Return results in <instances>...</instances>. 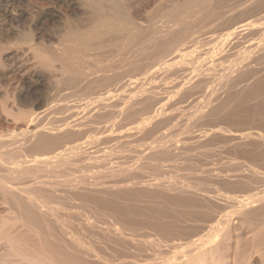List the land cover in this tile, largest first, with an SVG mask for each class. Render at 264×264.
Here are the masks:
<instances>
[{"label": "bare ground", "instance_id": "1", "mask_svg": "<svg viewBox=\"0 0 264 264\" xmlns=\"http://www.w3.org/2000/svg\"><path fill=\"white\" fill-rule=\"evenodd\" d=\"M42 1L0 0V264H220L235 218L254 230L249 249L264 263L263 131L221 123L202 131L208 139L226 135L219 142L230 137L245 160L235 157L225 174L209 163L203 177L244 189L239 194L190 181L164 186L150 182L153 173L148 182L141 158L129 162L117 150L152 135L143 145L153 168L176 167L172 125L193 113L186 101L207 102V110H194L199 119L181 118L196 119L186 132L203 120L200 112L217 118L235 102L262 104L264 0H56L71 13L62 12L70 26L55 45L43 32L55 6ZM215 18L226 21L221 34L208 30ZM214 84L225 87V98ZM256 106L245 111L261 118ZM193 131L181 137L184 146L211 145L213 137L207 143ZM137 209L146 212L141 220ZM138 223L150 229L130 227Z\"/></svg>", "mask_w": 264, "mask_h": 264}, {"label": "rangeland", "instance_id": "2", "mask_svg": "<svg viewBox=\"0 0 264 264\" xmlns=\"http://www.w3.org/2000/svg\"><path fill=\"white\" fill-rule=\"evenodd\" d=\"M43 3L45 2H47V5L45 6L46 8H47V10L48 9H51V8H53L54 6H55V8H54V13H56V14H54V16L52 17L51 16V19H49L50 17H48L49 15H47V14H45L44 15V18H43V32H44V34H45V37H44V40L47 42V43H49L50 42V44H51V42H52V44H56V43H58V41H59V38H60V36L62 35V33L64 32L63 30H65V29H67L70 25H69V23L68 24H66V22H68L67 21V19L64 17V14L63 13H65L64 11H66V12H68V13H71L70 12V8H67V6L68 5H65V4H63V3H60V2H57L56 0H43L42 1ZM49 2V3H48ZM44 3V4H45ZM50 3L51 4H53V5H51V6H53V7H49L48 5H50ZM63 4V5H62ZM65 5V6H64ZM58 6V7H57ZM56 7H57V9H56ZM60 8V9H59ZM62 9H65V10H62ZM46 10V9H45ZM57 12H59V14H57ZM63 12V13H62ZM130 12H132V14H134V16H136V18L138 19V20H141L142 22H144V23H146L145 22V20L144 19H142L140 16H138V15H136L135 13H133V11H130ZM62 13V14H61ZM231 13V12H230ZM230 13L228 14V15H230ZM232 14V13H231ZM236 14H239V11L237 12V11H234V16L236 15ZM60 15V16H59ZM47 16V20L45 19V17ZM63 16V17H62ZM233 16V15H232ZM59 17V18H58ZM61 17V18H60ZM242 17H244L243 15L242 16H238V17H236V19H234V20H239V19H241ZM53 18V19H52ZM56 18V19H55ZM252 18H256V17H252ZM218 19V20H217ZM215 18V22H214V19H211V21H208V22H211L210 23V25H212V26H210L211 28H213V26L214 25H216V26H214V28L213 29H211V28H209L208 30H210L211 32H215V31H217V32H215V34L217 33V34H219V32H220V34H221V32L223 33L224 31H225V28H226V21H224V19L223 18H221L220 19V21H219V18ZM213 20V21H212ZM51 21V22H50ZM75 21V23L77 24H75V23H73ZM84 21H81V23L78 21L77 22V20H72V23H71V25L73 24L74 26L76 25V26H81L82 24H86L87 22L85 21L84 23H83ZM219 23V24H218ZM224 23V24H223ZM79 24V25H78ZM222 24V25H221ZM69 25V26H68ZM220 25V26H219ZM223 26H224V29H223ZM222 27V28H221ZM217 30H216V29ZM219 28V29H218ZM222 29V30H221ZM213 30H215V31H213ZM220 30V31H219ZM227 64V63H226ZM218 70L219 69H221L220 68V66L217 68ZM221 71H219V73H220ZM253 79V78H252ZM251 80V79H250ZM249 80V82H251ZM254 82V79H253V81L251 82V83H253ZM219 83V82H218ZM217 83V84H218ZM216 84V85H217ZM245 84V83H244ZM243 84V85H244ZM215 85V84H214ZM214 86L215 88H213L215 91L213 92L214 94L215 93H217L218 94V96L220 95V97H221V95H222V98L224 97H226L225 95H227L226 93H224L225 91V87L223 88V87H221V85L219 86L218 85V87L217 86ZM242 84H240V85H238V86H236V87H234L235 89H237V87H238V89H237V91H240L241 89H243V86ZM219 89L220 87V89L218 90L217 88ZM222 88H223V90H222ZM234 89V90H235ZM216 90H217V92H216ZM208 91V90H207ZM209 91L211 92V91H213L212 90V88L211 89H209ZM223 91V92H222ZM219 92V93H218ZM222 93V94H221ZM224 93V94H223ZM210 94V93H209ZM212 94V93H211ZM210 94V95H211ZM216 94V95H217ZM224 95V96H223ZM201 99V98H200ZM200 99H198L199 100V102H201L200 103V105L203 107V108H205L206 106H207V102H206V100H205V98L203 99L206 103H204L203 101H202V99H201V101H200ZM197 100H192V99H189L188 101H186V102H188V103H186V104H184V105H188L187 107H189V109L186 107V106H183V108H185L184 110H182V111H186V112H193L194 113V115H192L193 113H191V115H190V112H189V115L190 116H188L187 114H185L186 116H188V118L189 117H193V116H195V114H196V116H197V118H198V116L200 115V114H198V113H196L197 111L199 112L200 110L199 109H202V107L199 105V104H196V103H198V102H196ZM252 101H254V100H252ZM251 101V102H252ZM194 102H196L195 104H194ZM241 101H239L238 103L237 102H235L233 105H238V106H234L232 109H231V107L229 108V109H225V110H223L222 112H221V114L219 113V115H218V119L220 118L221 120H222V118H223V120L221 121V120H218V122H217V118H216V116L215 115H213V117L211 116V114H210V116L212 117H210L209 118V114L207 113V115H206V110H204L203 109V113H205V114H202V112H200L201 113V116L202 115H204V117L205 116H208V118H209V120H208V118L207 117H203V120H201V118H200V120H198L197 119V123H195L196 121V119L194 120V119H191V121H189V123L191 124V125H193V123H192V121H195L194 123H195V126H193V130L195 131H193L192 129H190V131H187L188 133H190L191 131H193V133L194 134H197L196 132H198V130H196V129H200V133L202 134V135H204V138L205 137H207L204 133H205V131L202 133V131L205 129H209V128H211L212 126V129L214 128V129H216V127H217V129L218 128H221V126L222 127H226L227 129L229 128V129H233V131H236L235 129L237 128L238 130H240L241 131V129H243V127H244V129H243V131L244 130H246V128L248 127V129L247 130H252V131H263L264 132V122H263V118L262 117H264V116H262L261 118H258V117H260V115L258 114L259 112H261V114L262 115H264L263 114V111H264V100H263V102H262V104H261V102H259V103H256V101H254L253 103L255 104H253V103H251L250 101V103L252 104H249V102H245L246 104H244V102H243V104H242V102L240 103ZM190 103H191V105H190ZM237 103V104H236ZM248 103V104H247ZM194 104V105H193ZM202 104H204V105H202ZM206 104V105H205ZM240 104H242V105H240ZM259 104V105H258ZM193 105V107H191ZM195 105H198V106H195ZM245 105V106H244ZM257 105V106H256ZM261 105V106H260ZM205 106V107H204ZM256 106V110L258 111V112H256L258 115L256 116V114L254 113H252V112H248V111H253V110H255V108L254 107ZM258 106H260V107H262V108H260L259 109V107ZM177 107V106H176ZM200 107V108H199ZM248 107V111H245V110H247L246 108ZM257 107H258V109H257ZM189 110V111H187V109ZM194 108V109H193ZM236 108V110L235 111H233L234 109ZM242 108H243V111H242ZM251 108V109H250ZM252 108H253V110H252ZM193 109V110H192ZM195 109H197V110H195ZM239 109H240V111H239ZM196 112H195V111ZM230 110V111H229ZM186 112H182L183 114L184 113H186ZM229 112V113H228ZM236 112H239V113H237L239 116H240V120L241 121H239V123H238V125H237V123H236V121H237V119H238V115H237V117L236 116H234V115H236ZM255 112V111H254ZM222 113H224V114H226V115H228V116H224ZM234 113V114H233ZM244 115H243V114ZM247 113V114H246ZM249 113V114H248ZM198 114V115H197ZM230 114V115H229ZM0 115L2 116V114H1V112H0ZM184 115V116H185ZM224 117H223V116ZM232 115V117H230V121H229V116H231ZM251 115H253L252 117H255L254 119H251ZM0 116V117H1ZM183 116V115H182ZM184 116H183V118H184ZM200 116V117H201ZM215 116V117H214ZM234 116V117H233ZM243 116H244V118L246 117V120L243 118ZM242 117V118H241ZM181 118L182 117H178L177 119H175L176 120V123H178L179 125H178V127L176 126L177 124H173V122L175 123V120L172 122V126H174V131H172V142H174V144H176L175 146H178V148H176V150L179 152V157L180 158H178L177 159V161L175 160L176 158H174V160L176 161L175 163H176V167L175 166H170V161H168V163H169V165L167 166V164L165 165V164H163V166L161 167V169H155V168H153L154 167V165H152L151 163H150V161H151V159H149L148 158V149H146V146H144L143 144L145 143V141H151V139H152V135H142V136H138V137H136V138H134V140H133V143H129V144H127L126 142H123L122 143V145L121 146H119V147H117V150H120V152H126V155H125V158H126V161H129V162H134L135 163V161H137L139 158H141L139 161H138V163L137 164H140V166H142L143 167V170L145 171V173H144V175H147V177H145V178H143L142 177V179H148V182H149V176L152 174L153 175V177H152V175H151V177H150V182H152V183H156V182H159V181H161V182H163L164 183V186H167L168 184H169V182L170 181H176L177 183H179L180 181L181 182H186V181H190V183H193V184H195V185H197V186H201V187H203V188H208V189H218L217 187H219V189H222V190H226L227 189V191H229V190H231L232 192H233V194H235V191L236 190H238V186H233L232 184L230 185H227L228 187H229V190H228V188H227V186H226V184H225V182H223V181H221V182H223V184L221 183V182H219V181H217V180H214V179H206V178H204L203 177V175H204V171H203V169L205 170L206 168H209L210 166H211V168H212V170H213V168H214V166H215V168H216V165H217V168L219 167H222V168H224V169H222V172H223V170L225 171V173H226V171H227V169H229L230 167V164H231V162H232V160L234 159V161L236 160V158L237 157H239V156H241L238 152H237V150H236V152L238 153H236L235 152V150L233 149V147L230 145L231 143H229L228 142V140L227 139H229L230 137H228L226 140H227V142H226V140H223L222 142H219V139H220V137H222L223 138V136L225 137L226 135H223V136H218L217 134H214V137H213V135H212V137L214 138H212L211 136H209V139H208V137L206 138L207 140H206V142L207 143H210V139L212 138L213 140H215V141H213L212 139H211V141L212 142H214V144L212 145V142H211V145L209 144V145H207V144H202L203 145V147L202 146H200V143H196L194 146H184L183 145V142H184V140H183V138H185L184 136H186L187 137V135H190V134H187V132L185 131V130H188L189 129V126L187 127L186 125H190L189 123L187 124V117H185L186 119L185 120H181ZM182 118V119H183ZM193 118H196V117H193ZM215 118H216V120H215ZM225 118V119H224ZM235 118V119H234ZM179 119V120H178ZM207 119V120H206ZM212 119H213V121H212ZM232 119V120H231ZM233 119H234V121H233ZM247 119H248V121H247ZM260 121H259V120ZM261 119H263V120H261ZM189 120H190V118H189ZM204 120H206V121H204ZM224 120H225V122H224ZM246 121V123H245V121ZM249 120H250V122H249ZM258 120V121H257ZM177 121H179V122H177ZM215 121H216V123H215ZM232 121V122H231ZM242 121H244V122H242ZM253 121V122H252ZM256 121V122H255ZM185 122H186V124H185ZM240 122H242L243 124H240ZM257 124H255V123ZM262 122H263V124H262ZM219 123H221L222 125L220 126L219 125V127H218V124ZM248 123V124H247ZM258 123L261 125V126H259V127H261V128H259L258 127ZM214 124V125H213ZM216 124V125H215ZM254 124V125H253ZM190 125V128L192 127ZM225 125V126H224ZM241 125V126H240ZM244 125V126H243ZM255 127H258V128H254L253 126ZM263 125V126H262ZM216 126V127H215ZM249 126H251V128H253V129H251ZM185 127V128H184ZM188 128V129H187ZM203 128V129H202ZM225 128V129H226ZM235 128V129H234ZM240 128V129H239ZM263 128V129H262ZM223 129V128H222ZM221 129V130H222ZM184 130V131H183ZM211 129H209V131H210ZM219 130V129H218ZM208 130H206V132H207ZM207 132V133H210V132ZM224 131V130H223ZM226 131V130H225ZM183 132V133H182ZM186 132V133H185ZM198 132V133H199ZM199 133V134H200ZM191 134H192V132H191ZM215 135H217V136H215ZM181 137H183L182 139H181ZM179 138V139H178ZM216 138V139H215ZM181 139V140H180ZM223 139H225V138H223ZM175 140V141H174ZM179 140V141H178ZM222 140V139H221ZM220 140V141H221ZM178 141V142H177ZM186 141V140H185ZM204 141V140H203ZM209 141V142H208ZM225 141V142H224ZM146 142V143H147ZM171 142V143H172ZM176 142V143H175ZM190 142V141H189ZM205 142V143H206ZM173 144V143H172ZM181 144V145H180ZM207 145V146H206ZM202 149H201V148ZM206 147V148H205ZM208 147V148H207ZM206 149H210L209 151H210V153H207V152H204V150L205 151H207ZM102 152V151H101ZM204 152V153H203ZM195 155V156H193V154ZM193 156V158H191L190 159V156L191 155ZM202 154H209L210 156H209V158H208V156L207 155H203V157L205 158L206 156H207V158H205V160H204V158L203 157H201L202 156ZM191 156V157H192ZM111 157V156H110ZM109 157V158H110ZM114 157H117V158H114V160L116 161V159H119L118 158V156H116V154L114 155ZM236 157V158H235ZM200 158H202V159H200ZM241 158H242V156H241ZM241 158L239 157V160H241ZM122 159V158H121ZM120 159V160H121ZM243 159V158H242ZM202 160V161H201ZM238 160V159H237ZM203 161H206V162H208V163H203ZM244 162L245 160H241V162ZM165 163V162H164ZM174 163V162H173ZM182 163V164H181ZM213 164V163H216V165H214V166H212V164L209 166V167H207L208 166V164ZM235 163L236 162H233L232 163V168L233 169H235V167H236V165H235ZM238 163V162H237ZM207 164V165H206ZM234 165H235V167H234ZM178 167V168H177ZM210 168V169H211ZM164 169V170H163ZM180 169H182V170H180ZM233 169L229 172V171H227V173L229 172V173H231L232 171H233ZM167 170H168V172H167ZM166 171V172H165ZM202 171H203V173H202ZM216 170L214 169V171L213 172H215ZM217 171H219V170H217ZM216 171V172H217ZM224 173V172H223ZM224 173V174H225ZM149 174V175H148ZM200 174H202V177H200L199 175ZM155 176V177H154ZM158 176V177H157ZM151 178H153V179H151ZM159 178V179H158ZM164 179V181H163V179ZM162 179V180H161ZM229 179V178H228ZM230 179H232L231 181H233V178H230ZM152 180V181H151ZM156 182H155V181ZM147 181V180H146ZM223 185H225V186H223ZM217 186V187H216ZM231 186V187H230ZM233 187H235V188H237L236 190H234L233 189ZM234 191H233V190ZM240 190V189H239ZM239 190L238 191H236L237 192V194H239ZM242 191L244 190V189H241ZM241 190H240V192H241ZM172 192H175L174 190L172 191ZM225 193H228V192H226L225 191ZM230 193V192H229ZM148 203V201H144V202H137L136 203V205L137 206H141V205H144V204H147ZM140 208V207H139ZM138 208V209H139ZM136 210V213L134 214V217H135V219H137V220H141V218L143 217V216H145V214H146V212H143L142 213V211L141 210ZM160 218L162 219V220H165V221H167V220H169L168 219V217H166L165 215H163V214H161L160 215ZM239 218V217H238ZM241 220H240V218L239 219H237V218H235L234 220H233V223H232V239H231V241H230V251H229V253L226 255V261H224V262H222V263H220V264H243V262H245V256H248V257H246V259H248V258H250V259H248V260H250V264H264L263 263V261H262V259H261V257H260V254L258 253H255L254 251H253V248L250 250L249 249V247L251 248L252 246H253V244H252V242H253V239L254 238H252V237H254V230L253 229H248V228H246V227H244V228H242L243 226H244V224H241ZM189 223H191L190 221H186V222H183V224L184 225H187V224H189ZM243 225V226H242ZM234 226V227H233ZM240 226H242V227H240ZM130 227H132L133 229H135V230H137V231H143V230H147V229H150L148 226H145L144 224H135L134 226H130ZM258 231V230H257ZM256 231V232H257ZM260 235V234H259ZM258 234H257V236H259ZM262 235V234H261ZM260 235V236H261ZM256 238V237H255ZM258 238V237H257ZM246 248V249H245ZM247 248H248V252H246L245 250H247ZM242 250L244 251V253H242ZM253 251V252H252ZM239 252V253H238ZM246 253V254H245ZM252 255V258H251V255ZM242 257V258H241ZM260 257V258H259ZM237 259V260H236ZM247 260V262H249ZM249 264V263H248Z\"/></svg>", "mask_w": 264, "mask_h": 264}]
</instances>
